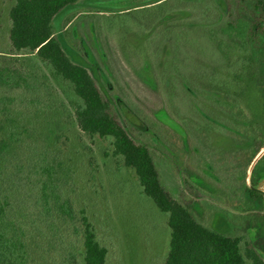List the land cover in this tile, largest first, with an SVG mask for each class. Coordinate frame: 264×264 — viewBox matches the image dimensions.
<instances>
[{"label":"rangeland","instance_id":"obj_1","mask_svg":"<svg viewBox=\"0 0 264 264\" xmlns=\"http://www.w3.org/2000/svg\"><path fill=\"white\" fill-rule=\"evenodd\" d=\"M152 1L155 0H79L53 17L52 29L69 58L87 66L110 90L105 56L122 64L124 73L137 72L146 87L156 89L171 107L187 111L190 107L176 97L181 89V73L201 91L198 81L219 76L218 66L222 62L211 43L202 37L207 31L206 22L179 33L164 24L163 6H142ZM193 1L211 4V0ZM13 3L14 0H0V68L15 71L31 86L20 82L17 89L0 91L1 96L12 99L7 103L8 113L0 114V146L2 140L9 144L0 151L2 177L14 181L17 174L26 188L37 189L36 178L43 177L41 167L49 165L62 193L73 205L74 226L79 228L78 217L84 210L97 241L107 248L106 264H162L169 242L167 214L143 195L134 172L123 165L121 158L111 155L108 138L89 137L80 131L69 87L53 79L34 54H10L7 13ZM178 17V13H173L167 20ZM157 72L160 77L155 78ZM141 89L140 86L134 91L144 98L147 93ZM244 107L264 124V87H252ZM152 110L146 108L147 115L154 120ZM158 115L163 123L185 135L166 115ZM128 117L138 124L134 117ZM194 121L184 120L191 132L189 146L202 153L207 151L208 159L218 163L212 173L218 177L219 189L225 192L223 178L228 173L231 179L237 178L234 162L225 171L233 153L231 139L209 131L217 130V124ZM200 127L207 130L205 135ZM136 133L141 137V133ZM211 171L212 168L199 173L184 164L173 168V176L181 179L174 190L170 188L172 195L203 225L241 236L242 252L251 243L264 257V198L243 202L239 195L228 199L216 197ZM257 188L264 191V177ZM56 225L64 236L62 245L43 225L39 230L29 226L28 264H60L63 248H72L80 262L82 248L72 238V226L62 220H56Z\"/></svg>","mask_w":264,"mask_h":264},{"label":"trees","instance_id":"obj_2","mask_svg":"<svg viewBox=\"0 0 264 264\" xmlns=\"http://www.w3.org/2000/svg\"><path fill=\"white\" fill-rule=\"evenodd\" d=\"M78 1L14 0L7 13L10 54H34L53 79L69 87L80 131L89 137L108 138L111 155L121 158L123 165L134 172L143 195L167 214L169 242L162 264H264V257L251 243L242 252L241 236L203 225L170 189L174 190L181 179L173 176V168L179 169L184 164L199 173L212 168V173L217 166L218 163L208 159L207 151L202 153L189 146L191 132L184 124L185 119L192 123L196 122L194 119L208 120L219 126L217 130L209 128L211 133L231 139L233 153L225 171L230 170L232 162L237 168L236 179H231L228 172L223 178L225 192L219 189L218 177L211 174L216 197L228 199L239 195L243 202L263 197L255 188L264 177V124L248 114L244 99L252 87H264V0H211L209 5L193 0H155L142 5L163 6L164 24L179 33L206 22L207 31L202 37L211 43L222 63L218 66L219 76L198 81L201 91L193 87L191 78L181 73L178 83L181 89L176 97L190 107L187 111L171 107L156 89L146 87L137 72L124 73L122 64L116 62L118 69L108 56L103 60L110 74L111 90L87 66L69 58L54 35L51 22L56 14ZM173 13L179 17L167 20ZM158 76L159 72L155 78ZM20 82L31 86L15 71L0 68V91L17 89ZM140 86L147 93L145 99L134 91ZM11 100L0 95V114L8 113L7 103ZM146 108L156 109L152 110L154 120L149 118ZM160 113L183 129L185 135L159 120ZM199 130L203 135L207 133L202 127ZM8 145L2 140L0 151ZM41 172L43 177L36 178L37 189L32 190L26 188L17 174L13 181L2 177L0 172V264H28L29 226L39 230L43 225L62 245L64 236L58 232L56 220L72 226V238L82 248L80 262L72 248H63L60 264H106L107 248L97 241L84 210L80 211L77 228L73 205L62 193L52 167H41Z\"/></svg>","mask_w":264,"mask_h":264},{"label":"water","instance_id":"obj_3","mask_svg":"<svg viewBox=\"0 0 264 264\" xmlns=\"http://www.w3.org/2000/svg\"><path fill=\"white\" fill-rule=\"evenodd\" d=\"M255 190H256L257 192H259V193L263 196V198H264V191H263V190L258 189V188H255Z\"/></svg>","mask_w":264,"mask_h":264}]
</instances>
